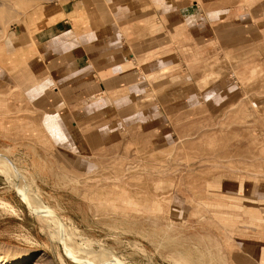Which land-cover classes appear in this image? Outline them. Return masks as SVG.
Listing matches in <instances>:
<instances>
[{"label": "rangeland", "instance_id": "374dc122", "mask_svg": "<svg viewBox=\"0 0 264 264\" xmlns=\"http://www.w3.org/2000/svg\"><path fill=\"white\" fill-rule=\"evenodd\" d=\"M68 1L0 0V264H264V0H121L92 64L26 37Z\"/></svg>", "mask_w": 264, "mask_h": 264}, {"label": "crops", "instance_id": "0c3cea01", "mask_svg": "<svg viewBox=\"0 0 264 264\" xmlns=\"http://www.w3.org/2000/svg\"><path fill=\"white\" fill-rule=\"evenodd\" d=\"M155 2H151L149 6L152 9L156 10L157 6L163 4L167 6L164 9L175 8L183 13L187 11V18L184 17L181 20L188 24V20L194 18L199 15L198 11L202 10V5L205 0H154ZM90 4L81 3V0H69L66 4H64L59 10L58 17L46 24L45 26L37 29L32 33L27 32L26 37L28 38L30 44H44L46 42L60 40L61 37H64L67 34H73L72 38L74 41L70 44L73 48H82L81 45L85 48L83 55L75 57L77 62L81 61L82 58L86 59V62L91 63L92 58H110L112 55L108 57L100 53L101 50L97 49L95 44L96 42H101V28L107 27L110 24L123 25L125 23H120L119 19V11L122 9L123 2L121 0H90ZM144 4L141 3L140 6ZM154 6V7H152ZM230 7V6H229ZM125 8V7H123ZM143 8V7H140ZM221 9H226L227 6L220 7ZM135 9V8H134ZM194 10L196 12H194ZM191 11V12H189ZM114 14V17L111 18L113 21H106L104 14ZM134 20V19H133ZM140 24H142L140 22ZM87 26L91 27V32H84ZM88 30V28H87ZM85 33L78 37V33ZM99 35V36H98ZM70 43V42H69ZM98 43V44H99ZM85 44V46H84ZM26 47V46H25ZM90 49V51H89ZM100 49V48H99ZM111 54H113L111 52ZM135 59L136 55L134 53L131 54ZM104 63V62H103ZM94 65V64H93ZM123 66L122 64H120ZM119 65V66H120ZM116 66H114L111 70L112 73H118L120 71H115Z\"/></svg>", "mask_w": 264, "mask_h": 264}, {"label": "bare ground", "instance_id": "6f19581e", "mask_svg": "<svg viewBox=\"0 0 264 264\" xmlns=\"http://www.w3.org/2000/svg\"><path fill=\"white\" fill-rule=\"evenodd\" d=\"M229 51H230V50H229ZM178 107H179V106H178ZM29 193H30V192H29ZM57 229H58V228H57ZM66 229H67V228H66ZM66 229H65V230H66ZM55 230H56V229H55ZM63 230H64V228H63ZM65 230H64V231H65ZM67 231H68V233H66L67 235H68V234H70V235L73 234L70 230H67ZM65 232H66V231H65ZM61 234H63V233H61ZM73 236H74V235H73ZM63 238H64V237H63ZM64 239H65V238H64ZM67 240H68V239H67ZM67 240H66V242H67ZM69 240H71V239L69 238ZM71 242H72V241H70V243H71ZM84 242H85V241H84ZM84 242H83V243H84ZM74 244L76 245L75 242H74ZM90 244H91V243H90ZM71 245H72V249H73V243H72ZM71 245H70V246H71ZM75 245H74V246H75ZM83 245H84V246H83L84 249H83L82 247L80 248L79 245H78V246L76 245V248L74 247V250L76 249V251H79V252H80V250H82V251H81L82 254H83L85 251L87 252V254H90V255H91L92 253L94 254V252L91 253L92 250L90 249V246H89V247L86 246L87 244H83ZM80 246H81V244H80ZM83 250H84V251H83ZM86 252H85V253H86ZM77 253H78V252H77ZM80 254H81V253H80ZM93 254H92V255H93ZM84 255H85V254H84ZM94 255H95V254H94ZM94 255H93V256H94ZM96 255H98V254H96ZM104 260H105V259H104ZM112 260H115V259L113 258ZM108 262H109L110 264H118V263H115L116 261L113 262V261L110 260V261H108ZM122 263H123V262H122Z\"/></svg>", "mask_w": 264, "mask_h": 264}]
</instances>
